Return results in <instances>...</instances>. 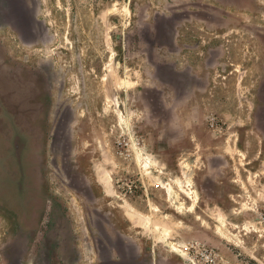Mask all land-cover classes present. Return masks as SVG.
Returning <instances> with one entry per match:
<instances>
[{
	"label": "rangeland",
	"instance_id": "rangeland-1",
	"mask_svg": "<svg viewBox=\"0 0 264 264\" xmlns=\"http://www.w3.org/2000/svg\"><path fill=\"white\" fill-rule=\"evenodd\" d=\"M22 2L8 22L0 0V83L2 59L43 80L32 177L71 227L75 264H119L118 217L143 198L137 227L170 234L139 238L144 264H264V0ZM183 97L176 116L197 119L174 137L167 105ZM8 217L0 205V264H19ZM202 246L213 261L193 258Z\"/></svg>",
	"mask_w": 264,
	"mask_h": 264
},
{
	"label": "flooded vegetation",
	"instance_id": "flooded-vegetation-1",
	"mask_svg": "<svg viewBox=\"0 0 264 264\" xmlns=\"http://www.w3.org/2000/svg\"><path fill=\"white\" fill-rule=\"evenodd\" d=\"M3 5L10 10L2 20L23 17L22 0H3ZM2 62L7 71L0 83V205L6 208L8 220L15 219L20 226L17 240L8 244V258L16 256L19 264H60L59 260L75 264L79 255L71 227L57 217V204L32 177L33 149L41 146L37 136L47 106L43 80L27 69L15 71L6 59Z\"/></svg>",
	"mask_w": 264,
	"mask_h": 264
},
{
	"label": "crops",
	"instance_id": "crops-1",
	"mask_svg": "<svg viewBox=\"0 0 264 264\" xmlns=\"http://www.w3.org/2000/svg\"><path fill=\"white\" fill-rule=\"evenodd\" d=\"M202 93L200 92H195V94ZM142 205H144V209L141 211H129V212H124L121 210L120 216L118 217L119 220L117 222V227L118 229L115 232V240L117 241L118 245H115V253H117L116 257H118L121 262L119 264H129L130 262L128 259H132L136 263L133 264H144L143 263V256H146L147 254L143 253L144 255H140L139 251L141 248H139L137 241H139V238L143 237L146 235V232L151 236V237H156V235H161V237L169 238L170 234L169 231L168 233H157L159 231L156 230L154 224L151 223L149 226V231L144 229H140L137 226H142L144 225V219L141 217L143 214L144 210L148 213L149 209L152 204V198H147V199H142ZM159 208V207H157ZM165 234V235H164ZM169 245V243L165 244ZM111 258V257H109ZM131 260V261H132ZM129 262V263H128Z\"/></svg>",
	"mask_w": 264,
	"mask_h": 264
},
{
	"label": "clouds",
	"instance_id": "clouds-1",
	"mask_svg": "<svg viewBox=\"0 0 264 264\" xmlns=\"http://www.w3.org/2000/svg\"><path fill=\"white\" fill-rule=\"evenodd\" d=\"M187 102V97L174 99L173 102L167 107H169L173 111V116L169 121L168 131L173 134L174 137H180L183 135L185 128L189 126L191 123L196 122L197 112L193 110L189 113L188 118L186 120H182L176 116V111Z\"/></svg>",
	"mask_w": 264,
	"mask_h": 264
},
{
	"label": "built area",
	"instance_id": "built-area-1",
	"mask_svg": "<svg viewBox=\"0 0 264 264\" xmlns=\"http://www.w3.org/2000/svg\"><path fill=\"white\" fill-rule=\"evenodd\" d=\"M139 181L137 179H128L125 182H122L121 184V191H123L125 194H133L136 192L139 187ZM193 258L196 260L203 259L205 262H211L215 258V253L207 247H196L193 250Z\"/></svg>",
	"mask_w": 264,
	"mask_h": 264
},
{
	"label": "bare ground",
	"instance_id": "bare-ground-1",
	"mask_svg": "<svg viewBox=\"0 0 264 264\" xmlns=\"http://www.w3.org/2000/svg\"><path fill=\"white\" fill-rule=\"evenodd\" d=\"M120 114V113H119ZM176 194V193H175ZM172 196V195H171ZM173 197V196H172ZM176 249V248H175Z\"/></svg>",
	"mask_w": 264,
	"mask_h": 264
}]
</instances>
